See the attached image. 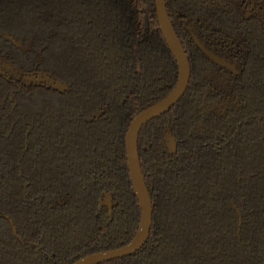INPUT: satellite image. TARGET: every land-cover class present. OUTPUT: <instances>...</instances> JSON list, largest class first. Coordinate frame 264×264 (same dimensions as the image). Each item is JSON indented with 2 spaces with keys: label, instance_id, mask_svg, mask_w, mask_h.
Listing matches in <instances>:
<instances>
[{
  "label": "trees",
  "instance_id": "trees-1",
  "mask_svg": "<svg viewBox=\"0 0 264 264\" xmlns=\"http://www.w3.org/2000/svg\"><path fill=\"white\" fill-rule=\"evenodd\" d=\"M165 3L190 82L138 135L152 204L148 240L137 253L102 264H264V94L247 93L239 110L203 115L212 95L207 74L215 69L185 29L188 22L233 25V0ZM0 58L67 86L33 90L19 108L30 122L16 123L20 113L1 102L11 87L0 79V264H71L126 245L140 208L125 134L178 78L154 0H0ZM104 109V117L88 121ZM166 129L174 155L161 145ZM103 192L117 201L111 217L98 210Z\"/></svg>",
  "mask_w": 264,
  "mask_h": 264
},
{
  "label": "flooded vegetation",
  "instance_id": "flooded-vegetation-1",
  "mask_svg": "<svg viewBox=\"0 0 264 264\" xmlns=\"http://www.w3.org/2000/svg\"><path fill=\"white\" fill-rule=\"evenodd\" d=\"M231 7L232 12L236 13L238 17V21H236L233 25L227 24V22L222 21L219 29L217 30L216 28L212 27L210 23H206L203 21L200 23L188 22L185 24V29L191 46L215 69L213 72L207 74V79L209 83L207 92L208 94L211 93L212 95L209 97V100L211 101L206 100L202 105L203 115H207L212 111H216L220 115H224L230 109L239 110L245 106V100H247V98L245 97H247V93L251 94L253 92L254 94H264V0H233V5ZM199 45H202V47L206 49V51L211 52L215 57L220 60V62L217 63L212 60L208 55H206L202 51ZM183 50L185 51L184 47ZM13 65L18 66L16 64ZM13 65L6 63L0 58V79L3 80L5 83L9 84V86L11 87L9 89V96L1 95V102L2 105H4L7 104L6 102L8 101L9 104H7V108H9L11 112H14L13 115H17L18 112L20 113V117L18 115L16 116V123L22 122L27 124L30 122L27 118V114L19 111L20 106L24 105L23 101L29 98L32 99L33 90L38 89L39 92L45 93V89H54L46 87L43 83H32L26 81V78H30L31 76H45V73L35 70L27 72L23 71L22 69H18ZM99 113L101 115L98 118H95V116ZM104 115L105 109L94 113L88 119V121H97L100 118L104 117ZM144 126H142L141 129ZM167 132L171 135L175 142V152L173 153H171L169 149L165 146V137ZM161 145L162 148L168 153V155H174L176 153V140L168 129L165 130ZM105 194L111 195V202L116 203V205L112 208L110 214L108 213L107 205H103L101 208L99 207L100 201H105ZM116 206L117 201L115 200L113 193L103 192L101 198L98 200V210H104L107 216L111 217L112 212ZM5 219L9 221L12 232L16 236V230L12 221L9 220L7 217H5ZM239 220L241 222V217L239 218Z\"/></svg>",
  "mask_w": 264,
  "mask_h": 264
},
{
  "label": "water",
  "instance_id": "water-1",
  "mask_svg": "<svg viewBox=\"0 0 264 264\" xmlns=\"http://www.w3.org/2000/svg\"><path fill=\"white\" fill-rule=\"evenodd\" d=\"M154 2L159 29L168 46L170 53L176 61L178 68V78L176 85L165 98L139 112L132 119L125 135V152L128 173L134 195L138 201V205L140 208L139 226L132 240L123 247L85 256L77 260L73 264H102L109 261L129 257L138 252L147 242L149 237V232L152 224V205L147 187L144 182V176L141 173L139 165V158L137 152L138 133L142 126L164 115L183 97L190 80V67L188 59L169 20L166 11L165 0H154ZM5 38L12 42L15 46L20 45L11 36L6 35ZM199 46L202 51L206 55H208L212 60L217 63L220 62V60L215 57L211 52L206 51V49H204L202 45ZM26 81L32 83H43L46 87L52 88L59 92H63L67 89V86L65 84L46 75L31 76L30 78H26ZM100 115V113L97 114L95 118H98ZM165 146L169 149L171 153L175 152L174 139L168 132L165 137ZM104 196L105 201H100L99 207L101 208L103 205H107L108 213L110 214L112 208L116 205V203L111 202V195L105 194ZM237 214L240 218L239 212H237Z\"/></svg>",
  "mask_w": 264,
  "mask_h": 264
}]
</instances>
